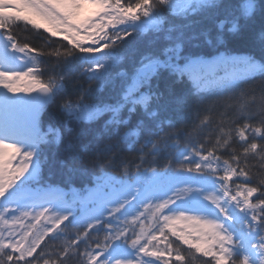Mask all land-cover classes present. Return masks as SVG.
<instances>
[{"label":"trees","instance_id":"trees-1","mask_svg":"<svg viewBox=\"0 0 264 264\" xmlns=\"http://www.w3.org/2000/svg\"><path fill=\"white\" fill-rule=\"evenodd\" d=\"M244 2L254 3L249 15L241 11ZM120 3L128 6L137 0H120ZM150 3L149 12L159 22L156 27L119 28L110 36L122 32L128 35L108 49L102 45L95 54L81 52L67 41L25 21L0 29V34L12 37L18 49L27 46L23 52L29 57L30 77L35 85L56 86L50 102L36 115L35 145L28 150L37 164L35 179L20 183L15 190L59 189L68 192L66 200L72 204L70 189L79 192L91 189L100 173L127 181L136 176L137 166L141 171H151L165 168L171 162V168H179V154L195 150L203 155L215 150L214 158L219 157L221 162L228 160L233 167L236 165L231 157L239 154L240 166H246L252 176L249 186L264 178L261 135L252 129L246 130L248 142H256L258 150L245 158V145L237 134L245 123H251L253 129L264 127L261 123L264 120L261 100L264 97V9L258 7L264 0H215L184 14L173 13L159 0H150ZM220 21H223L222 27ZM233 25L237 32L228 30ZM176 45L184 57L209 60L226 53L241 58L253 56L260 63L241 64L238 71H230L224 80L211 82L210 78L195 91L186 77L181 80L170 67L159 64L164 60L163 50ZM96 64L102 65L99 71H94ZM150 65L153 72L149 70ZM218 76L224 77L225 73L220 72ZM221 138L227 139L228 144L223 145ZM184 163L188 165L187 161ZM257 196L254 195V201ZM161 202L152 200L139 205L138 219L127 221L124 227L131 239L136 235L147 237L149 233L159 235L158 229L163 224H157L152 213ZM24 212L28 213L27 217L22 216ZM141 213L145 214L141 216ZM35 216L40 217L39 221L33 219ZM58 216L50 211L40 216L39 209L33 208L16 216L26 227H15L18 232L31 229L41 235ZM108 226V223H94L89 229L64 221L45 236L33 256L26 260L29 264H45V261L86 264L87 257L76 254L77 250H70L67 257L63 256V250L69 248L71 240L85 237V233V241L95 248L96 242L102 243L108 235ZM165 232L173 249L185 259L177 262L174 251L171 257L159 261L211 264L209 257L182 244L167 229ZM131 239L124 247L136 250L130 247ZM146 242L147 239L142 241ZM158 246L166 245L161 241ZM85 247L86 243L81 242L79 253ZM150 249L154 248L150 246ZM0 260L6 264L2 254Z\"/></svg>","mask_w":264,"mask_h":264},{"label":"snow or ice","instance_id":"snow-or-ice-1","mask_svg":"<svg viewBox=\"0 0 264 264\" xmlns=\"http://www.w3.org/2000/svg\"><path fill=\"white\" fill-rule=\"evenodd\" d=\"M159 2L164 4L166 0H159ZM89 5L96 6L98 9L94 17L81 18L83 9ZM258 7L264 9V4H258ZM151 8L150 0H137V3L128 6L121 4L120 0H115L114 3L113 0H47V2L46 0H0V29H6L12 23L19 21H25L37 28L43 27L44 25L37 23L35 19L39 18L52 26L47 30L54 29V35L58 31H63L66 33L65 39L81 52L95 54L101 48V42H103V49H108L128 35L122 32L108 36L106 29L116 27L117 24L124 25L127 21L138 20L141 14L148 16ZM247 11H251V5L247 6ZM222 26L221 24L220 27ZM228 30L237 32L235 25ZM81 32L85 34L84 38H91L93 41L88 47L82 46L76 39ZM8 39L11 40L12 37L9 36ZM12 47L15 49L17 45L13 43ZM25 48H20L19 51L23 52ZM29 51L32 50L29 49ZM67 54H70V51ZM162 56L164 60L159 61L160 66L170 67L181 80L186 77L195 91H199L202 83L209 82L210 78H212L211 82L217 79L224 80L229 76L230 71L232 73L238 71L241 64L249 61L260 63L253 56L241 58L226 53H221L211 60L201 57H184L181 55L179 45L165 48ZM101 68L102 65L96 64L94 71H99ZM220 72H224L225 76L219 77ZM27 75H29L28 72L0 71V85L9 93L36 91L35 87L21 88L14 84L16 79ZM49 87L40 84L38 90L46 93ZM261 100L264 102V97H261ZM261 123L264 124V120ZM248 129L260 134L261 139L264 140V127L253 129L251 123L242 125L237 134L244 142L243 156L245 158L258 150L256 142H248L246 135ZM221 141L223 145L228 144L225 138H221ZM221 141H218V144ZM8 149L12 151L7 152ZM214 154L215 150L208 152L207 155H202L199 150L189 154L180 153L179 168H171V162L165 168L151 171H141V168L137 166L134 185L129 184L123 177L98 174L96 189L89 194L88 198L93 203L117 204L119 207L109 212L112 219H116L115 212L124 208L125 204H130L129 196H132L133 200L140 199L141 203L162 200L155 206L152 216L156 223H162L163 227H159V235L154 233L147 234V237L136 235L135 239H131L128 235L127 228H116L110 230L102 243L97 241L95 248L85 241L87 236L85 233V237L78 236L70 241L69 248L63 250V256L70 255V250H77L76 254L87 257L86 264H113V261L114 264H137L135 257L124 247L131 239L130 247L144 256L163 260L165 255L171 257L175 251V260L182 262L185 257L178 250L173 249L165 232L167 229L176 240L194 249L195 252L209 257L211 264H264V178L257 184L249 186L248 181L252 179V176L246 166H240L239 154L231 157L235 167L228 160L221 162L219 157H216V167L212 169ZM193 155L200 159L192 160ZM184 161L188 162L187 166ZM32 166L31 151H23L18 144L0 139V198L8 199L18 187L17 181ZM206 168L211 169L213 173L211 177L205 173ZM221 168L223 175H218ZM234 178H243V181L235 185L236 190L233 194L229 182H232ZM105 180L109 182L105 183ZM109 187H113L111 193L107 192ZM133 187L135 192L130 190ZM257 194V201L252 202L251 197ZM145 208L149 209V205L145 204ZM165 209L168 212L167 215L163 214ZM7 211L8 209H5V212ZM125 214L127 215V212ZM42 215L43 213L40 214ZM22 216L27 217L28 213L24 212ZM103 216L104 214H101L92 220H95L96 224L107 223L102 220ZM39 218V216L33 217L37 221ZM238 218H242L239 221L242 225L239 233L231 227ZM68 219V215L61 214L54 221L53 227ZM86 224L89 229L94 227L93 223L86 222ZM0 226L8 228L7 235L0 231V254L6 259V264H20L21 261L29 264L26 257H32L40 242L53 231V228H48L41 235H36L31 229L18 232L14 226H19L21 229L26 226L14 213L10 222L4 213L0 212ZM31 227L35 228V225ZM145 239L147 242L142 243ZM161 241L165 242L164 248L158 246ZM81 242L86 243L83 253L78 251ZM150 246L155 250H150ZM0 264H5V260H0ZM45 264L48 262L45 261ZM163 264H171V261H163Z\"/></svg>","mask_w":264,"mask_h":264},{"label":"rangeland","instance_id":"rangeland-1","mask_svg":"<svg viewBox=\"0 0 264 264\" xmlns=\"http://www.w3.org/2000/svg\"><path fill=\"white\" fill-rule=\"evenodd\" d=\"M214 1L215 0H166L165 4L170 8V10L173 13L184 14L193 11L195 8L199 7L200 5L209 4ZM253 4H254L253 2H244L241 5L242 13L244 15H249L252 11ZM248 5H251L250 12L247 11ZM97 10L98 9L96 6L89 5L85 9H83L81 18L88 16L94 17ZM100 11H103V9H100ZM35 19L37 23L44 25L43 27H39L42 31L46 32L50 36L64 39L70 45L75 46L74 44H71L69 40L65 39V35H66L65 32L58 31L54 35L53 34V31H55L54 29L47 30L52 28L51 25L47 24V22L43 20H40L39 18H35ZM157 24H158L157 19H155V17H153L149 12L148 16H143V14H141L138 20L127 21L124 25L117 24L116 27H109L105 31L109 36L110 32L115 31L118 28L131 27V28L143 29V28L155 27L157 26ZM84 36L85 34L81 32L76 37V39L80 41L82 46L88 47L90 44L93 43V41L91 38H84ZM102 45L103 42H101V46ZM0 71L29 73L27 54L17 50L16 48L14 49L8 37H3L1 35H0ZM14 84L18 85L21 88L35 87L32 79L30 78V74L27 76H22L19 79H16L14 81ZM130 92L131 90L129 91V93ZM29 93H30L29 91H19L15 93H9L7 92L6 89L3 88L2 85H0V135L7 136L9 134L8 138H0V139L18 144L23 151H26L25 148L27 144L33 145L34 143V134L30 135L28 132V129L33 127L34 121L33 119H28V117L31 116L29 115L30 113L29 114L22 113V110L25 107L26 102L28 100ZM129 93L127 95H129ZM12 118H13L12 121H14V123L10 122ZM7 123H10L12 125L10 127V130H9V125H7ZM6 151L11 152L12 150L8 149ZM191 159L198 160L200 158L193 155L191 156ZM215 159L216 158L214 157L212 158V164H211L212 169L216 167ZM36 170H37V166L33 157V166L30 167L29 170L25 172L24 176H22L20 180L17 181V185L29 179H33L35 177ZM205 173L208 174L210 177L213 174L211 169L209 168L205 169ZM217 174L223 175L222 168ZM106 176L114 177L111 174H106ZM135 180H136V176L135 179H133L132 181H128V183L134 185ZM96 181L97 178L92 188L88 190L79 192L76 189H71L70 191L71 202L75 204V206L72 205L73 207L71 208L63 200L64 194L58 191H52L48 193L47 192L37 193L35 191L21 189L14 191L12 195L9 196L8 199L6 200L4 198H0V212H3L5 217L11 222L13 219V213L15 216H17L20 214V212L26 211L24 209H29L36 205V207L40 208L41 212L49 208L48 210H50L51 213L55 212V213H59L60 215L61 214L68 215L72 223L78 225H86V226H87L86 222H90L94 224L95 220L92 219L101 214H104L102 220H106L109 224V227L107 229L108 233L110 232V230H114L116 228H123L125 226V221L136 220L140 211L138 207V205L141 204L140 199L133 200L132 196H129L128 200L130 201V204H125L124 208L114 213L116 219H112V217L109 215V212L119 207L117 204L110 202L93 203L88 197L90 193L95 191ZM242 181L243 178H234L232 182H229V186L232 189L233 194L235 193L236 190L235 185L241 183ZM104 182L108 183L109 181L105 180ZM130 190L132 192H135L134 187L131 188ZM112 191H113V187H109L107 189V192L109 193H111ZM212 194L214 195L215 193ZM253 197H251L252 202H256L253 200ZM165 199H167V197H165ZM5 209H8V211L5 212ZM126 212L127 215L125 214ZM163 214L165 215L168 214L166 209L163 211ZM240 219L242 218H238L237 222L231 225L232 229L237 233H239L242 230V225L239 222ZM3 227H4L3 232L5 233V235H7L8 228L6 226ZM55 227H53V225L50 223L47 225V229L48 228L54 229ZM128 252L135 257L137 264H163L157 261L153 257H147L144 256V254L142 253H138V251H132V252L128 251ZM168 257H169L168 255L164 256V258L166 259ZM102 258L107 259V257H102Z\"/></svg>","mask_w":264,"mask_h":264},{"label":"water","instance_id":"water-1","mask_svg":"<svg viewBox=\"0 0 264 264\" xmlns=\"http://www.w3.org/2000/svg\"><path fill=\"white\" fill-rule=\"evenodd\" d=\"M220 24H222V21ZM36 89L37 90L32 91L29 96L28 105L31 112L38 111L42 106L46 105L50 101L52 90L55 89V87H49V91L46 93L39 91V86H37Z\"/></svg>","mask_w":264,"mask_h":264},{"label":"bare ground","instance_id":"bare-ground-1","mask_svg":"<svg viewBox=\"0 0 264 264\" xmlns=\"http://www.w3.org/2000/svg\"><path fill=\"white\" fill-rule=\"evenodd\" d=\"M22 112L25 114V113H28V110L26 111V109H25V110H22ZM30 117L34 118L33 115ZM30 117H28V119H31Z\"/></svg>","mask_w":264,"mask_h":264}]
</instances>
